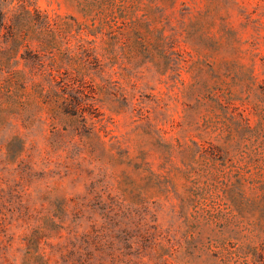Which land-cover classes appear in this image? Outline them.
<instances>
[{
	"label": "rangeland",
	"instance_id": "rangeland-1",
	"mask_svg": "<svg viewBox=\"0 0 264 264\" xmlns=\"http://www.w3.org/2000/svg\"><path fill=\"white\" fill-rule=\"evenodd\" d=\"M0 264H264V0H0Z\"/></svg>",
	"mask_w": 264,
	"mask_h": 264
}]
</instances>
